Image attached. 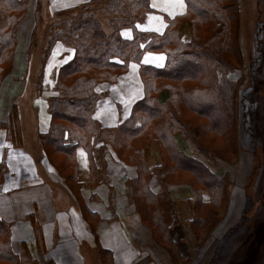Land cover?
I'll return each instance as SVG.
<instances>
[{
  "label": "crops",
  "instance_id": "crops-1",
  "mask_svg": "<svg viewBox=\"0 0 264 264\" xmlns=\"http://www.w3.org/2000/svg\"><path fill=\"white\" fill-rule=\"evenodd\" d=\"M36 2L28 4L17 29L13 67L0 86V121L8 120L12 106L17 104L22 132V145H15L8 138L7 128L0 126V163L4 166L0 172V222L3 223L0 249H4L5 255H15L18 260L17 263L0 260V264H34L24 259L28 254L40 262L52 259L57 264H87L82 254L87 241L90 242L87 247L91 254L97 255L100 264H177L167 245L157 236L160 227L151 220L153 210L159 212L164 227L189 263L202 250L194 260L199 263L208 247H204L206 243L199 245L195 235L192 224L194 204L199 198L209 202L210 193L206 188L199 193L186 179L160 178L158 167L165 163V159L158 140L152 139L144 146L143 158L149 169L145 176L139 174V166L132 162L134 155L120 157L110 139L95 136L80 141L73 139L76 145L66 156L65 173L49 158L43 140L52 121L49 103L59 94L56 86L58 72L73 57L74 49L57 41L44 64L41 82H31L36 83L35 87L27 82L34 66L28 48L32 29L36 26ZM88 2L90 0H42L43 16L46 12L76 10ZM149 5L150 10L139 27L159 34L165 31L169 19L184 15L188 8L187 0H149ZM122 33L125 38H132L131 29L125 28ZM191 36L192 24L184 21L180 26V37L189 42ZM165 61L164 51L146 50L140 61L129 62L126 71L120 73L115 82L98 81L95 91L100 97L92 116L103 128L117 129L123 125L135 104L145 96L142 64L162 67ZM166 95L164 92L161 100ZM175 139L180 151L201 162L217 176L221 177L226 171L230 173V193L213 227L214 240L221 238L216 233L218 226L227 212L233 210L234 204L245 200L247 206V201L251 205L255 201L247 193L250 174L242 183L245 184L244 193L241 192V183L242 189L235 187L239 173L249 165L250 159V168L253 166L254 152L239 150L235 143L233 158L227 160L206 154L191 138L180 133ZM116 140L121 148L120 140ZM250 172L253 174V169ZM137 185L145 186L149 193L147 197L137 196ZM263 185L262 166L257 188ZM237 222L227 227L224 234H231ZM259 223L264 225L262 216ZM256 233L264 234V228ZM24 244L28 249L25 253ZM96 248L99 255L95 253Z\"/></svg>",
  "mask_w": 264,
  "mask_h": 264
},
{
  "label": "trees",
  "instance_id": "trees-1",
  "mask_svg": "<svg viewBox=\"0 0 264 264\" xmlns=\"http://www.w3.org/2000/svg\"><path fill=\"white\" fill-rule=\"evenodd\" d=\"M237 4V0H187V12L169 19L167 28L159 34L136 28V22L141 21L144 13L143 22L150 10L149 0H90L78 8L82 9L79 18L63 20L61 28L49 33L36 80L41 82L44 64L57 41L74 49L73 57L59 69L56 84L59 94L49 103L51 127L43 136L49 158L60 160L59 167L65 173L68 165L66 156L76 145L73 139L80 141L95 136L97 139H110L120 157L134 155L132 162L139 166V174L141 172V176H145L149 169L143 158L144 146L152 139L158 140L165 159V163L158 167L160 178L186 179L199 193L202 188L210 193L209 202L199 198L194 204L192 224L201 246L207 242L210 229H213L230 193V173L226 171L219 177L180 151L175 135L180 133L191 138L208 155L227 160L233 158L236 151L232 130L237 85L225 78V72L239 57ZM27 5L28 0H0V86L4 76L12 70L15 29L22 21ZM42 8V0H37L34 30L40 21ZM184 21L192 24L189 42L180 37V26ZM125 27L132 28V38L122 36ZM146 50L164 51V66L142 64L140 70L145 96L135 104L123 125L117 129L103 128L92 116L100 97L95 91L96 83L101 80L115 82L118 75L126 71L129 62L140 61ZM37 87L41 88L40 84L37 83ZM164 92L167 95L161 100ZM0 126L7 128L8 138L15 145H22L17 104L12 106L8 120L0 121ZM116 138L120 140L121 148ZM218 141H223L225 148L218 146ZM3 167L0 163V172ZM136 194L143 198L149 193L145 186L137 185ZM208 219L211 224L207 226ZM151 220L160 227L157 236L167 245L177 264L189 262L164 227L158 211L153 210ZM200 228L203 229L201 235ZM27 250L24 244L23 253ZM24 259L34 264H57L52 259L40 262L29 254ZM0 260L18 261L15 255H5L4 249H0Z\"/></svg>",
  "mask_w": 264,
  "mask_h": 264
},
{
  "label": "rangeland",
  "instance_id": "rangeland-1",
  "mask_svg": "<svg viewBox=\"0 0 264 264\" xmlns=\"http://www.w3.org/2000/svg\"><path fill=\"white\" fill-rule=\"evenodd\" d=\"M31 1L34 0H28V4ZM36 1L37 0H35V2ZM237 1V52L239 53V57L235 59L236 62H233L231 67H227L225 78L235 82L237 85L236 94L234 96L233 146L236 143L239 150H252V152H254L252 160L253 166L250 168V159L249 165L239 173L238 179L235 181V187L239 186L242 189V183L245 180L244 177L250 174L248 178L249 183H247V193L249 197L251 195L255 201L252 205L250 201H247V206L245 200L236 202L232 208L233 210L229 213L227 212L224 220L222 221L221 219L217 222V224H219L220 221H222L216 232L217 236L221 238L214 240V231L211 228L210 231H212H209L210 235L204 245V247H208L205 250L206 253L204 257L202 259L200 258L199 263H194L195 258H198L196 257L197 254L202 251L200 249L195 257L192 258L193 261H191V263L187 262L186 264H264V234L259 235L256 233L260 228H264V225L259 223L261 216L264 219V185L260 189L257 188V180L258 178L260 179V169L262 166L264 167V0ZM41 13L42 14L39 15L40 17L43 16V10H41ZM81 14V8L76 10H62L54 14L46 12L41 24L38 26L39 28L37 27L36 30L32 29L31 35L34 33V40L30 42L31 44H29L28 51L31 53V60L34 66L30 74H28L29 78H27V82H36L38 79L42 66L41 55L43 49L47 48L48 39L50 38L49 33L51 32L52 34L54 30L61 28V22L63 20L72 21L74 18H79ZM143 18L144 13L142 19ZM142 19L136 22V28L140 31H145L139 27ZM19 25L15 29L16 32L14 36L16 47L18 43L17 29ZM125 28L132 30V28ZM199 28L202 29L203 26ZM121 34L124 37L122 32ZM23 41L24 40H22L21 43ZM6 64L7 62L4 63V65ZM6 75L4 77H6ZM31 84L35 87L34 84L36 83ZM187 115L193 116L190 113H187ZM217 145L225 148L226 144H224L223 141H218ZM53 161L57 164L60 163V160L54 157ZM251 169H253V174L250 172ZM240 183L242 185H240ZM244 190L245 184L241 192L244 193ZM244 196L245 195H243V198ZM246 207L248 210H246ZM222 211L223 209L219 211L217 219ZM235 221H238L234 226L235 230H233L231 234H229V232L224 234L227 230L226 228L234 225ZM206 224L207 226L211 224L209 219ZM199 233L200 235L203 233L202 228L199 229ZM87 243L90 245V242L87 241L82 247V254L85 262H87V264H100L97 255L91 254V249L87 247ZM95 253L99 255L100 251L98 248H96Z\"/></svg>",
  "mask_w": 264,
  "mask_h": 264
}]
</instances>
